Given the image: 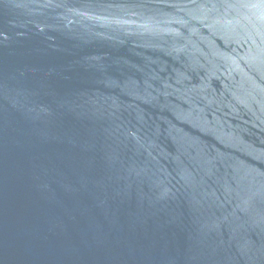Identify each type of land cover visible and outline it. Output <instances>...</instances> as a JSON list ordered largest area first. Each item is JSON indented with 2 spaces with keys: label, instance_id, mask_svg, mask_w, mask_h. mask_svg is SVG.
<instances>
[{
  "label": "water",
  "instance_id": "1",
  "mask_svg": "<svg viewBox=\"0 0 264 264\" xmlns=\"http://www.w3.org/2000/svg\"><path fill=\"white\" fill-rule=\"evenodd\" d=\"M0 264H264V0H0Z\"/></svg>",
  "mask_w": 264,
  "mask_h": 264
}]
</instances>
